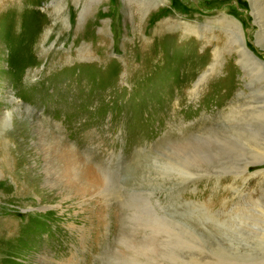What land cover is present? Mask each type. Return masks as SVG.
Here are the masks:
<instances>
[{"label":"rangeland","instance_id":"rangeland-1","mask_svg":"<svg viewBox=\"0 0 264 264\" xmlns=\"http://www.w3.org/2000/svg\"><path fill=\"white\" fill-rule=\"evenodd\" d=\"M148 4L0 0V264H264V0Z\"/></svg>","mask_w":264,"mask_h":264},{"label":"bare ground","instance_id":"bare-ground-1","mask_svg":"<svg viewBox=\"0 0 264 264\" xmlns=\"http://www.w3.org/2000/svg\"><path fill=\"white\" fill-rule=\"evenodd\" d=\"M72 2V1H71ZM160 4V3H162V0H149V4L148 5H151V4H154V5H156V4ZM157 4V5H158ZM228 24H229V22H227ZM179 24V23H178ZM181 24V23H180ZM182 25H184V27H183V29H185V31L188 33V32H190V31H192L193 30V28L194 27H191V26H189L188 24H182ZM162 28H163V26H161ZM47 29V28H46ZM180 29V28H179ZM200 29V28H199ZM44 30V29H43ZM197 31V30H196ZM203 31V30H202ZM201 31V32H202ZM44 32V31H43ZM199 32V31H198ZM191 33H193V32H191ZM197 34V33H196ZM186 35V34H185ZM41 36V35H40ZM45 36V35H44ZM45 38V37H44ZM42 39V38H41ZM38 40V39H37ZM43 40V39H42ZM39 41V40H38ZM245 48V47H244ZM243 48V50L245 51V49ZM40 49V48H39ZM144 51V50H143ZM85 52V51H84ZM145 52V51H144ZM247 52V51H246ZM146 53V52H145ZM148 55V54H147ZM86 57V56H85ZM130 61V60H129ZM198 64V63H197ZM214 67V64L211 66V68H213ZM28 71V70H27ZM31 74V73H30ZM30 76V75H29ZM261 77V76H260ZM201 80V79H200ZM261 80V79H260ZM199 81V80H198ZM201 83H202V81H201ZM200 82H199V84L197 83V85H195V90L200 86V84H201ZM9 98V97H8ZM7 100V104H9L11 107L9 108V110H8V112L6 113V114H4V115H2L1 117H0V130H3L5 127H7L8 126V124H9V122L11 123L12 122V112H13V110H15V108L18 106L17 104V102L14 100V99H10V100H8V99H6ZM5 100V101H6ZM261 123V122H260ZM259 127V126H258ZM17 130H18V128H16ZM18 132V131H17ZM42 146V145H41ZM261 173H263V172H258V173H255L253 176H256V175H259V174H261Z\"/></svg>","mask_w":264,"mask_h":264}]
</instances>
